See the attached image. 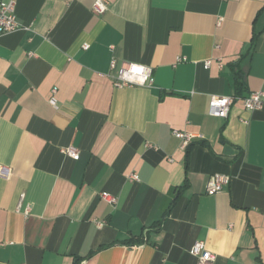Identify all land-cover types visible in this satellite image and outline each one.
Returning a JSON list of instances; mask_svg holds the SVG:
<instances>
[{
    "label": "crops",
    "instance_id": "1",
    "mask_svg": "<svg viewBox=\"0 0 264 264\" xmlns=\"http://www.w3.org/2000/svg\"><path fill=\"white\" fill-rule=\"evenodd\" d=\"M14 1L23 27L0 37V264H198L196 240L213 264H264V106L210 110L215 95L264 89V0H104L103 13L97 0ZM113 58L151 66L152 85L116 87ZM215 173L232 180L211 195Z\"/></svg>",
    "mask_w": 264,
    "mask_h": 264
},
{
    "label": "built area",
    "instance_id": "2",
    "mask_svg": "<svg viewBox=\"0 0 264 264\" xmlns=\"http://www.w3.org/2000/svg\"><path fill=\"white\" fill-rule=\"evenodd\" d=\"M14 0H0V37L3 34L10 33L21 29L23 27L22 23L19 21L15 10ZM107 9V3L104 0H97L94 4V11L97 13H103ZM220 23V21H219ZM88 44L84 45L88 48ZM33 55V53H30ZM183 57H179L178 61H183ZM209 61L207 65H209ZM111 71H117L116 75L113 77L114 85L116 87L125 86H151L153 82V69L151 66L123 61L119 64L116 58H113L110 62ZM236 101H241L243 107L248 110H258L264 106V89L254 91L249 93L247 96L239 95H215L210 101L211 113L219 115L221 117H226ZM173 134L181 139L182 147H188L193 141L194 135L192 133L175 129ZM65 152L72 156L77 157L79 151L74 147H68ZM0 175H6V168L0 164ZM132 180H139L137 173H132L129 176ZM232 180L231 175L224 173H215L210 176L206 192L208 194H216L224 190L229 186ZM25 194H21V200L19 203V209H22V201ZM102 198L112 205H116L118 202V197L109 192H103ZM31 205H26L23 207L24 213L27 215L30 213ZM99 226L103 225V222L97 221ZM189 252L196 256L198 259V264H213L216 259V254L207 248L205 241L196 240L189 248Z\"/></svg>",
    "mask_w": 264,
    "mask_h": 264
},
{
    "label": "trees",
    "instance_id": "3",
    "mask_svg": "<svg viewBox=\"0 0 264 264\" xmlns=\"http://www.w3.org/2000/svg\"><path fill=\"white\" fill-rule=\"evenodd\" d=\"M237 74V87H238V89H239V92H240V90L242 89V81H241V79H240V77H239V73H236Z\"/></svg>",
    "mask_w": 264,
    "mask_h": 264
}]
</instances>
